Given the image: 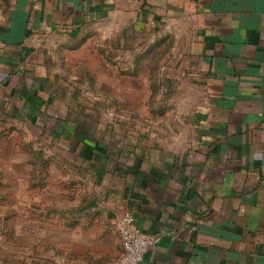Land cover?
<instances>
[{"label": "crops", "instance_id": "1", "mask_svg": "<svg viewBox=\"0 0 264 264\" xmlns=\"http://www.w3.org/2000/svg\"><path fill=\"white\" fill-rule=\"evenodd\" d=\"M110 24L129 29L130 40L173 43L192 110L165 142L129 147L56 116L50 133L82 176L66 186L82 193L51 195L41 211L63 235L46 263L117 260L116 223L128 212L154 237L140 264H264V0H0L1 121L11 97L21 107L38 98L31 119L42 120L43 88L25 75L52 88L43 75L58 51L73 50L67 43L85 28ZM33 261L44 264L43 254Z\"/></svg>", "mask_w": 264, "mask_h": 264}, {"label": "rangeland", "instance_id": "2", "mask_svg": "<svg viewBox=\"0 0 264 264\" xmlns=\"http://www.w3.org/2000/svg\"><path fill=\"white\" fill-rule=\"evenodd\" d=\"M129 34V29L113 24L85 28L67 43L73 50L67 55L59 50L43 75L54 79L52 88L46 82L44 89L25 75L23 83L43 88L37 93L47 105H36L42 120L31 119L38 98L26 107L20 106L22 100L9 99L8 120L0 118V264H33L40 254L47 264L50 247L63 235L40 213L51 195L82 193L79 184L66 186L67 179L82 176L66 166L73 159L66 143L50 133V127L59 124L56 116L67 114L74 128L97 131L110 147L120 141L129 147L136 140L160 144L172 136L169 131L183 129L195 92L185 86L188 77L177 72V49L173 43L150 42L139 35L130 40ZM83 118L87 121L80 122Z\"/></svg>", "mask_w": 264, "mask_h": 264}, {"label": "built area", "instance_id": "3", "mask_svg": "<svg viewBox=\"0 0 264 264\" xmlns=\"http://www.w3.org/2000/svg\"><path fill=\"white\" fill-rule=\"evenodd\" d=\"M122 245V255L108 264H140L153 247L154 237L140 230L131 213L122 214L116 223Z\"/></svg>", "mask_w": 264, "mask_h": 264}, {"label": "trees", "instance_id": "4", "mask_svg": "<svg viewBox=\"0 0 264 264\" xmlns=\"http://www.w3.org/2000/svg\"><path fill=\"white\" fill-rule=\"evenodd\" d=\"M43 107L45 106V105H42ZM35 112H37V111H35ZM23 115V114H22Z\"/></svg>", "mask_w": 264, "mask_h": 264}]
</instances>
